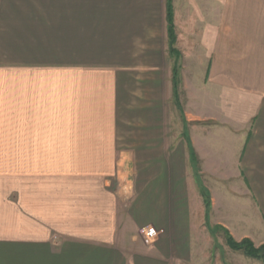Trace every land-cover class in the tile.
Listing matches in <instances>:
<instances>
[{
	"label": "crops",
	"instance_id": "crops-1",
	"mask_svg": "<svg viewBox=\"0 0 264 264\" xmlns=\"http://www.w3.org/2000/svg\"><path fill=\"white\" fill-rule=\"evenodd\" d=\"M171 1L216 93L198 91L181 161L133 84L169 40L167 0H0V264H192L191 180L235 240L264 243V0Z\"/></svg>",
	"mask_w": 264,
	"mask_h": 264
},
{
	"label": "rangeland",
	"instance_id": "rangeland-1",
	"mask_svg": "<svg viewBox=\"0 0 264 264\" xmlns=\"http://www.w3.org/2000/svg\"><path fill=\"white\" fill-rule=\"evenodd\" d=\"M175 35L176 39L173 45L174 53L173 51H170L169 40L167 41V39H164L162 41L159 38L158 57L156 60L153 58L151 59L153 61L151 64L156 66V72L154 74L153 72L147 73L149 71L143 72L139 75V77H141L139 83L133 84L136 87L139 86L142 88L143 106L139 112L144 115L145 113H150L151 110L152 113L154 112L155 103H157L158 121L156 122V125L158 133L164 135V141H166L168 145H174L175 161H181V150L182 147L185 146V138L183 137L187 136L186 132L189 128L187 127L186 119L188 116H191L190 114L197 113L196 109L198 106L196 103L198 91H202L205 86L206 89L204 94L207 98L209 96L213 97L216 93L208 84L210 81V74L207 69L209 59L207 57L203 59H192L191 57L189 58L186 56L187 54L190 55L191 52L195 54L198 52V43H188V40L186 39L181 41L178 39L177 32ZM249 60L253 61V59ZM175 65L178 69L177 101L175 100L173 86V68ZM193 66H198L202 71L197 73L191 72L196 68H193ZM153 76H156L155 78L157 79V99L153 96V82H150V79L153 78ZM250 80L257 82L252 78V75L250 76ZM260 82L264 87L262 80ZM151 91L152 96H150ZM202 96L204 95L202 94ZM206 110L214 113L213 110ZM153 125L155 124L143 119L141 121L136 120L129 123L127 122L126 128L122 134L123 138H121L126 141L125 147L128 148L133 146L134 143L136 144L138 141L140 142L141 139L146 140L144 136L153 129L151 128ZM135 156L138 158V162L135 161L137 166L135 173L136 175L138 172L139 174H142L143 171L139 170V167L143 166L144 163H148V155L142 154ZM193 183L194 182L191 180L190 190L194 191V193L192 192L190 199L192 237L194 239L192 264H242L247 257L240 252L232 250L226 244L224 230L222 229L226 228L217 223V221L225 220V217L222 213L216 214L215 211H211V206L206 210L204 200L202 202L203 196L199 191L200 187ZM199 184L208 191L209 197L213 194L211 191L214 189L213 186L207 185L204 180L200 181ZM221 195L222 194L219 191L216 196L220 197ZM226 230L229 232L228 229ZM253 243L258 244L257 242Z\"/></svg>",
	"mask_w": 264,
	"mask_h": 264
},
{
	"label": "trees",
	"instance_id": "trees-1",
	"mask_svg": "<svg viewBox=\"0 0 264 264\" xmlns=\"http://www.w3.org/2000/svg\"><path fill=\"white\" fill-rule=\"evenodd\" d=\"M173 16L174 14H173L171 0H167L166 19H167V30H168L170 51H173V45L176 39V35L174 32ZM177 85H178V69L175 65L173 68V86H174V96H175L176 101H177V96H176L177 95ZM191 157L195 159V155L193 151H191ZM200 194L203 196L205 208L206 210H208L211 206L210 199H209L210 197H209L208 191L203 186H200ZM222 229L224 230V234H225V242L232 250L240 252L246 257L256 259L264 264V243L256 246L253 243V241L249 238H244L240 241H237L229 234V232L226 229L224 228Z\"/></svg>",
	"mask_w": 264,
	"mask_h": 264
}]
</instances>
